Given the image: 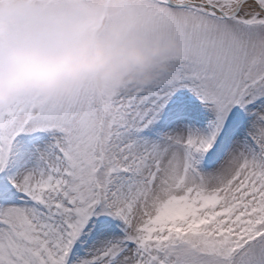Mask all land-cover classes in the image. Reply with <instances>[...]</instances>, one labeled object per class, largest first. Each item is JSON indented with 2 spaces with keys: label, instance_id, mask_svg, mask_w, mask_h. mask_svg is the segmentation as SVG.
Here are the masks:
<instances>
[{
  "label": "rangeland",
  "instance_id": "374dc122",
  "mask_svg": "<svg viewBox=\"0 0 264 264\" xmlns=\"http://www.w3.org/2000/svg\"><path fill=\"white\" fill-rule=\"evenodd\" d=\"M106 7L102 38L108 44L97 59L89 46L102 30L95 28ZM165 10L153 0H0V23L6 24L0 53L15 57L20 70L10 77L0 64L5 127L15 129L31 118L33 105L37 115L28 134L46 129L43 125L60 126L61 100L72 96L66 85L75 81V103L88 107L89 91L82 87L89 83L95 90L97 64L106 68L90 105L92 116L82 112L86 118L73 133V146L50 129L42 139L26 135L6 156L0 189L10 193L7 183L12 182L18 194L0 199V264L60 262L64 234L75 219L88 215L87 204L97 193L101 207L90 221L91 231L101 219L122 217L123 223L118 230L93 234L83 246L81 241L70 264H230L231 245L258 231L264 220V84L256 85L254 78L264 79V27L238 20L264 17L241 11L238 20H218L202 10ZM192 25L202 26L195 34ZM26 47L31 51H21ZM258 52L262 56L250 61H259V71L248 69L249 63L242 67L241 58ZM6 75L11 79L4 83ZM50 94L60 106L59 116L46 119L36 111ZM103 99L109 115L100 142ZM74 109L71 122L79 125ZM70 113L65 112L66 123ZM217 116L224 129L211 149L218 160L207 168L199 148ZM150 120L153 135L143 136ZM60 148L75 155L68 187L58 185L67 167ZM101 150L104 167L97 174ZM227 165L232 167L228 173L223 171ZM155 229L164 231L160 236L167 230L177 235L165 245L144 242ZM234 264H264V237L245 247Z\"/></svg>",
  "mask_w": 264,
  "mask_h": 264
},
{
  "label": "bare ground",
  "instance_id": "6f19581e",
  "mask_svg": "<svg viewBox=\"0 0 264 264\" xmlns=\"http://www.w3.org/2000/svg\"><path fill=\"white\" fill-rule=\"evenodd\" d=\"M172 1L175 2V1H179V0H172ZM240 8H243L244 10H247L249 12H251V11H255V12L261 11V8L257 5V3L253 2V1H246V2H244V4H241V5L236 4V3H234L233 5L232 4L228 5V6H226V7H224L222 9L223 10L222 13L223 14H227V15H231L233 13L238 12L240 10ZM186 129L187 128L185 126V130ZM237 166L238 165H235V167H237ZM227 167H229V165H227L226 167L223 168V171H227L226 173H228L230 171V169L232 168V167H230V168H227ZM235 167H233V168H235ZM109 234H112V233H109ZM112 235H116V234H112ZM124 263H126V262H124Z\"/></svg>",
  "mask_w": 264,
  "mask_h": 264
}]
</instances>
